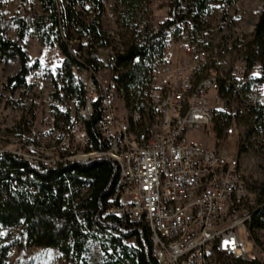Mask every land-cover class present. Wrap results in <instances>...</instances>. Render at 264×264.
<instances>
[{
  "label": "built area",
  "instance_id": "built-area-1",
  "mask_svg": "<svg viewBox=\"0 0 264 264\" xmlns=\"http://www.w3.org/2000/svg\"><path fill=\"white\" fill-rule=\"evenodd\" d=\"M190 28L189 22L171 23L161 54L142 61L148 88L132 107L125 105L115 81L105 85L93 75L80 77L83 104L62 124V137L86 144L83 120L92 113L94 78L101 85L95 128L105 140L104 150L51 161L32 143L12 152L51 168L99 157L116 161L118 179L104 215L145 225L158 264H214L216 256H238L240 228L249 241L252 216L264 205L240 171L237 151L226 144L249 108L264 110V79L242 56L228 58L229 40H194ZM218 121L221 134L213 131ZM197 134L207 142L195 140Z\"/></svg>",
  "mask_w": 264,
  "mask_h": 264
},
{
  "label": "trees",
  "instance_id": "trees-1",
  "mask_svg": "<svg viewBox=\"0 0 264 264\" xmlns=\"http://www.w3.org/2000/svg\"><path fill=\"white\" fill-rule=\"evenodd\" d=\"M40 13L27 11L24 15L5 17L0 12V60H16L18 71L8 77L10 91L27 89L26 75L39 67L38 59L31 60L26 45L28 35H34L44 46H56L63 56L59 75L52 77V97L64 106L61 112L63 123L71 119L69 101L83 104L85 88L75 77L74 70L89 68L97 72L98 48H108L112 39L101 24L104 13L103 0H36ZM151 0H119L118 22L132 27L133 37L119 50L113 48L110 60V79L118 84L127 107L134 106L148 88L147 68L144 59H155L161 54L167 28L174 21L191 25L188 34L194 40L203 30V19L213 3H219L223 11L236 0H171L168 18L156 28L145 16ZM89 4L94 17L84 21L77 7ZM143 22V23H142ZM141 28L137 30L139 24ZM17 26V38L7 36L10 25ZM77 39H85L82 59L67 43L73 32ZM242 42L236 39L234 47ZM241 56L248 69L259 65L261 79H264V2L251 34V39L241 46ZM137 58V61L134 60ZM96 97L92 101V113L83 120L86 132L85 151H102L105 140L95 125L100 116L101 85L93 78ZM249 115L264 130V110L249 108ZM58 120V117L55 121ZM30 122L21 117L18 124ZM218 134L223 125L215 124ZM119 167L116 161L99 157L86 161H66L54 168L33 163L10 151L0 152V227L16 229L10 244L17 238L20 248L37 247L57 249L66 259L76 264H158L151 255V244L145 225L130 220L127 216L104 215L109 198L114 193ZM86 189L85 193H81ZM264 198V187L258 192ZM118 200L116 199L115 203ZM264 228V205L258 208L251 219L250 229ZM133 240V244H128ZM10 244L0 242V264H6ZM10 264H29L26 260L15 259ZM256 264V263H248Z\"/></svg>",
  "mask_w": 264,
  "mask_h": 264
},
{
  "label": "rangeland",
  "instance_id": "rangeland-1",
  "mask_svg": "<svg viewBox=\"0 0 264 264\" xmlns=\"http://www.w3.org/2000/svg\"><path fill=\"white\" fill-rule=\"evenodd\" d=\"M170 1L151 0L147 5L145 16L152 27L156 28L168 18ZM263 2L264 0H236L226 11L221 9L219 3H213L210 12L203 19V30L198 37L214 41L221 38L229 40L232 47L228 58H239L241 46L251 39ZM103 4L104 13L100 20L103 29L111 36L112 43L108 48L97 49L96 61L99 69L95 74H91L89 68H80L74 70V75L84 80L93 75L99 82L106 85L111 77L110 60L114 54L113 48L122 50L133 34L132 27L118 22L119 0H103ZM77 10L85 22L94 17L89 4L83 8L78 6ZM27 11L40 13L38 2L36 0H0V12L5 17H11L14 14L22 16ZM142 23L137 30L141 28ZM7 36L11 39L17 38L16 25L12 24L8 27ZM236 39L242 42L238 47L233 46ZM23 43L27 47L30 59H38L39 67L25 77L29 88H18L11 92L7 79L18 71L19 64L16 60H0V151L13 152L18 148L23 149L26 143H32L34 146L42 147L41 151L49 161L55 158L62 159L61 155H72V159L75 160L78 157L76 155L84 151L85 144L77 142L71 136L62 137L63 121L59 114L65 109L52 97L54 89L51 79L59 75L63 56L56 46L41 45L34 35L26 36ZM67 43L69 48L82 59L86 40L77 39L73 32ZM251 71L257 76L262 74L259 65L254 66ZM121 103V101L117 103L118 110ZM79 108L76 102L69 101L71 117ZM21 117L30 123L26 126L24 123L19 125ZM57 117L58 120L55 121ZM213 131L216 132V129ZM201 137L197 134L194 139L207 142ZM226 144L237 151L240 157V171L251 186V190L259 192L264 187V130L259 126V121H255L249 115L239 117L236 121V134L229 136ZM62 163L65 162L62 161ZM85 190L82 189L81 193H85ZM15 232L16 229L0 227V242L9 245ZM250 233L251 236L247 241L245 230L240 228L239 237L243 251L240 249L236 257L216 256L214 264H264V228L250 229ZM19 241L21 238H17L14 244H10L6 264H10L17 258L24 259L29 264H76L66 259L57 249L33 246L20 248ZM127 243L134 242L129 240ZM89 264L95 263L91 260Z\"/></svg>",
  "mask_w": 264,
  "mask_h": 264
}]
</instances>
